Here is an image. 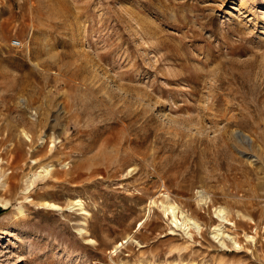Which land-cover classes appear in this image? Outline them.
<instances>
[{"label":"rangeland","instance_id":"374dc122","mask_svg":"<svg viewBox=\"0 0 264 264\" xmlns=\"http://www.w3.org/2000/svg\"><path fill=\"white\" fill-rule=\"evenodd\" d=\"M0 264H264V0H0Z\"/></svg>","mask_w":264,"mask_h":264},{"label":"bare ground","instance_id":"6f19581e","mask_svg":"<svg viewBox=\"0 0 264 264\" xmlns=\"http://www.w3.org/2000/svg\"><path fill=\"white\" fill-rule=\"evenodd\" d=\"M53 170V166H44L43 169L40 171V175L42 174H48L50 173L51 171ZM54 208H61L59 205L53 203L51 204ZM75 205H79L81 207V209L83 210L82 214H84L87 218V216L90 215V211L84 207L82 201L80 199H77L75 201V204L72 206L74 207ZM17 210L19 213H24V207L23 206H18L17 207ZM168 214H172L173 216V221L176 225L180 226V227H183L187 230L189 229H196V230H201V227H200V224L192 219L191 217H189L188 215L184 214V212H182V219H180L178 216H177V212H178V207L177 205H170L168 206ZM215 212H216V217L220 220V223L215 225L213 228V231H214V236L218 239H220L221 241H223V238H228L230 240H233L236 244L237 242L234 240V238L225 233V230H224V224L223 223H227L229 222L228 218H227V211L225 208L223 207H217L215 209ZM17 214V213H16ZM87 226V222L85 221L84 222V226ZM85 231L84 228L80 229L79 232L83 233ZM251 238H254L253 236H251Z\"/></svg>","mask_w":264,"mask_h":264},{"label":"built area","instance_id":"2783aa9c","mask_svg":"<svg viewBox=\"0 0 264 264\" xmlns=\"http://www.w3.org/2000/svg\"><path fill=\"white\" fill-rule=\"evenodd\" d=\"M12 45L15 46V47H20V46H22V41L19 40V39H14L12 41Z\"/></svg>","mask_w":264,"mask_h":264}]
</instances>
